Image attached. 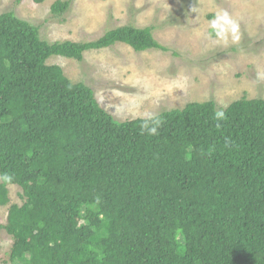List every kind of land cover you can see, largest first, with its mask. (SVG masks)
Instances as JSON below:
<instances>
[{"label":"trees","instance_id":"obj_1","mask_svg":"<svg viewBox=\"0 0 264 264\" xmlns=\"http://www.w3.org/2000/svg\"><path fill=\"white\" fill-rule=\"evenodd\" d=\"M68 6L55 0L52 17ZM118 42L165 49L150 26L49 42L13 11L0 13V206L9 185L22 199L0 225L12 238L9 262L264 264V98L219 109L189 101L152 115L150 135L146 117L116 119L88 85L47 64Z\"/></svg>","mask_w":264,"mask_h":264},{"label":"rangeland","instance_id":"obj_2","mask_svg":"<svg viewBox=\"0 0 264 264\" xmlns=\"http://www.w3.org/2000/svg\"><path fill=\"white\" fill-rule=\"evenodd\" d=\"M55 0H0V13L13 11L37 26L41 38L90 41L109 29L150 26L165 49L135 51L124 43L88 50L82 60L50 56L73 82L88 85L100 106L118 120L180 108L211 99L224 108L241 97L264 98V0H68L61 19ZM187 6H184L185 8ZM216 31V33H215ZM7 209L21 204L20 188L9 185ZM12 238L0 229V264H11Z\"/></svg>","mask_w":264,"mask_h":264},{"label":"clouds","instance_id":"obj_3","mask_svg":"<svg viewBox=\"0 0 264 264\" xmlns=\"http://www.w3.org/2000/svg\"><path fill=\"white\" fill-rule=\"evenodd\" d=\"M215 120L217 121H221L224 120L225 117V112L221 109L218 110L214 113V117ZM149 121H151V125L149 123ZM159 125V120H155L151 114H146V120L145 123L142 125V129L144 131H146L148 134L150 135H155L157 132V126ZM5 180H10L11 177H4Z\"/></svg>","mask_w":264,"mask_h":264}]
</instances>
